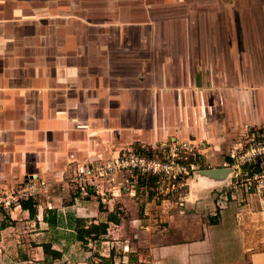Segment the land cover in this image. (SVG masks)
<instances>
[{
  "label": "crops",
  "instance_id": "crops-1",
  "mask_svg": "<svg viewBox=\"0 0 264 264\" xmlns=\"http://www.w3.org/2000/svg\"><path fill=\"white\" fill-rule=\"evenodd\" d=\"M14 1L0 15V189L40 186L34 214L16 205L8 215L26 221L0 224V264H264L263 199L211 193L231 174L199 170L185 197L169 199L143 182L126 189L116 174L104 232L96 197L72 194L68 178L125 148L174 141L192 144L203 168H220L245 135L264 133V0L202 1L230 12L212 13L217 23L196 32L193 19L162 14L192 0H43L31 10V0ZM91 8L103 19L79 12ZM143 191L139 215L127 208L135 224H125L117 204ZM48 212L60 217L46 222ZM114 226L136 229L135 248L126 234L109 239Z\"/></svg>",
  "mask_w": 264,
  "mask_h": 264
},
{
  "label": "built area",
  "instance_id": "built-area-1",
  "mask_svg": "<svg viewBox=\"0 0 264 264\" xmlns=\"http://www.w3.org/2000/svg\"><path fill=\"white\" fill-rule=\"evenodd\" d=\"M230 157L232 160L224 164V167L232 169L231 182L227 184L230 186L220 190V195L222 193L228 200L229 195H260L264 192V133L245 135ZM203 167L200 153L192 144L174 141L165 144L160 151L132 146L110 158L79 166L72 172V181L76 182L77 192L82 195L88 194L90 189L91 195L95 192L103 195L117 188L114 184L116 174L122 175V187L126 189H135L145 178L155 177V190L160 189L164 196L170 192L182 196L191 172ZM39 186L28 181L14 195H9L8 200L0 197V205L7 210L12 204L21 205L20 202L36 196Z\"/></svg>",
  "mask_w": 264,
  "mask_h": 264
},
{
  "label": "rangeland",
  "instance_id": "rangeland-1",
  "mask_svg": "<svg viewBox=\"0 0 264 264\" xmlns=\"http://www.w3.org/2000/svg\"><path fill=\"white\" fill-rule=\"evenodd\" d=\"M162 2L164 1V0H161ZM202 1H205V0H192V2L194 3V5L193 6H189V5H186V3L185 2H182L181 4H177V6L176 7H172V8H168V7H165L166 8V10H165V12L163 11L162 12V14L163 13H166V11H170L169 9H172V15H176V16H178V17H183L184 18V20H187V19H190V20H194V21H196V23H194V31L196 32L197 30L198 31H200V29H201V21H203V22H205V21H208V23L210 24L211 23V25H215V23H217V21H215L216 20V14L215 15H213L212 13H218L219 14V10L221 9L222 10V14H224V13H229L230 12V7H228L227 5H225L224 7H225V11H224V9L222 8V6L221 5H219V4H216V1L214 2V3H209V4H211L210 5V7L208 8L207 7V3H205L204 5H200V2L202 3ZM212 1H214V0H211V2ZM12 2H15L14 0H7V1H5V2H3V3H8V5H4L5 7H3L2 5H0V15H8L9 13H10V11L12 10V7L15 5H11L12 4ZM43 2V0H31V1H29V4H28V7H27V10H31V7H29V5H30V3H32V7H34V8H39L40 6H41V4H43L42 3ZM157 3V0H152V3ZM166 2V1H165ZM164 2V3H165ZM163 3V4H164ZM227 4H229L228 2H227ZM144 5H146V4H144ZM143 5V6H144ZM142 6V7H143ZM146 7V6H145ZM133 8V11L135 10V7H132ZM155 9H153L151 12H152V14H155V15H157V14H159L162 10H158L157 11V7H154ZM119 10V7L118 6H116V7H113V12L112 13H116L117 11ZM79 12L80 13H84V14H88V15H93V17H102V19H103V12H100L99 10H95V8H91V10H87L86 9V11H84V12H82V10H79ZM170 13V12H169ZM221 14V13H220ZM165 15H168V14H165ZM170 15V14H169ZM206 15H208V16H206ZM210 15H211V17H210ZM104 16H106V15H104ZM169 17V16H168ZM213 23V24H212ZM179 24H181V23H179ZM199 24V25H198ZM183 26H185V22H183ZM210 26V25H209ZM211 27V26H210ZM208 28L210 31L212 30V28ZM116 27H111V28H109L108 29V31L110 30V31H117L116 29H115ZM102 29V28H101ZM177 30H179V33H180V26H179V28L177 29ZM185 31L187 30L186 28L184 29ZM109 31V32H110ZM163 42L165 41V40H162ZM158 45L157 46H163V45H165V44H159V42L157 43ZM132 67H134V65H131ZM135 69V68H134ZM132 73H135V70H133V72ZM130 79H127V81H129ZM165 144H163L162 146H156L155 148H153V150H157V151H160L161 150V148L164 146ZM145 147H149V148H151V146H148V145H146ZM213 168H219V167H213ZM204 170L205 169H210L209 167H205V168H203ZM196 172H198V171H196ZM195 172V173H196ZM194 172L192 173L191 172V175L189 176V178L191 177V176H193L194 174H195ZM231 176H232V174H231ZM228 177V181H230V178H232V177ZM68 178H69V183H70V186H71V188H72V191L70 190V192L72 193V192H75V194H76V192H77V184H76V182H74V181H72V178H73V176H72V173H71V175L70 176H68ZM116 179V178H115ZM146 179V184L148 185V186H150L151 188H153L152 190H154L155 189V184H156V178L155 177H149L148 179L147 178H145ZM144 179V180H145ZM143 180V181H144ZM189 180V179H188ZM23 182V181H22ZM19 183V184H17V183H15V184H17V185H10V184H8V185H6V187H4V188H2V189H0V197H2V198H4L5 200L7 199L8 200V197H9V195H11V194H15L16 193V191H17V189L18 188H20V186H23L25 183ZM231 182V181H230ZM230 182H229V184H230ZM19 185V186H18ZM223 186H226V185H223ZM227 186H230V185H227ZM188 186H185V190L183 191V197H185L186 196V194L188 193V188H187ZM222 189H224L223 187H222ZM221 189V190H222ZM117 190H120L119 188L117 189ZM117 190H114V191H112L111 193L112 194H115V192L117 191ZM143 190V189H142ZM157 192V194L155 193H153V195H156L157 197H160L161 196V198H167V199H169V198H173V197H175L176 195H177V193H173L172 192V194H166L165 193V196L162 194V193H160V189H158L157 188V190H156ZM91 189L89 190V192H88V194H86V195H82V194H80V195H82V196H84L83 198L84 199H88V196H90L91 195ZM216 193V194H218L220 191L218 190V189H215L214 191H212L211 193ZM79 193V192H78ZM164 193V192H163ZM73 194V193H72ZM107 195H108V193L107 194H103V195H101L100 193H97V192H95V193H92V196H95L96 198L94 199L95 201H97L96 202V208H100V211H99V214L96 216V222H99L100 223V225L99 226H101V224H103L106 220H107V217H109L108 216V213H105L104 212V204H103V202H106V200L107 199H105V198H107ZM147 194H146V192L145 191H143L142 192V195L140 196V198H137V200H135L134 202H132V203H128L127 204V206H125V205H123L122 203L120 204H117V205H122L123 206V208L125 209V210H128V211H122V213L121 214H123L122 216H121V218H124L123 219V222L126 224V223H128L129 225L130 224H135V222L133 221L134 219H136V215H139V211L142 209L141 207H142V205L144 204L143 202H146V200H147V196H146ZM257 196H259L261 199H263V204H264V192H262V193H260V195H257ZM36 197H39V192L36 194V196L35 197H32L31 199H29V200H26V201H22V202H20V204L23 206L25 203H27V202H29V203H31L32 204V207L34 206V208H35V205H34V203H35V201L34 200H36ZM177 197H180V196H178L177 195ZM104 198V199H103ZM3 200V199H2ZM74 200V199H73ZM105 200V201H104ZM215 200V199H214ZM143 201V202H142ZM79 202H83V200H82V198H81V200L79 201ZM109 202V201H108ZM123 202H125V201H123ZM72 203V201L71 200H69V199H66V200H64V202H63V205H64V207H67V206H69V207H67V209H71L72 211L71 212H74L75 211V205L73 204H71ZM114 202H112V207L113 208H115L114 206H116V204H113ZM142 204V205H141ZM152 204V203H151ZM16 204H12V206H10V208H12V207H14ZM72 205V206H71ZM76 205H77V203H76ZM130 205H132L133 206V208H135L136 209V211L138 210V213L136 214V215H134V217H133V220H132V214L134 213V210H129V209H127V208H132V207H130ZM146 205V204H145ZM71 206V207H70ZM83 206V203H80V206H77L78 208L79 207H82ZM153 206H155V205H153ZM165 207H170L169 205L167 206H165ZM2 208V209H1ZM148 208H151L149 205H148ZM7 209L5 208H3L2 207V205H0V224H3V223H13V222H24V221H26V220H24L23 219V217L21 216H17L16 218H11V215L9 214L8 215V212L11 210V209H8L7 211H6ZM119 211L120 210H118V213H116V218L119 220L120 219V215H119ZM125 212H130V213H128V214H125ZM47 214V215H46ZM45 214V216H46V222L48 221V222H53V221H57V218H59L60 216H57V215H55V214H53V213H46ZM44 216V217H45ZM110 218V217H109ZM205 218H207V216H205ZM63 221H65V222H68L69 221V217L68 216H64L63 217ZM91 223H92V221H90ZM166 221H163V224H167V223H165ZM85 225L86 224H89V221L87 220V218H85L84 219V222H83ZM120 222H118V224H119ZM123 223V224H124ZM93 224V223H92ZM104 224H106V223H104ZM162 223H160V225H161ZM128 225V227L130 228V226ZM126 226V225H125ZM114 229H115V231H114ZM131 231V232H128V231ZM122 232L121 231H116V227L114 226V228H112L111 229V234H109V239L110 240H112V241H115V239H118L120 236H122L123 238L125 237V234H126V237L128 238V239H131V245H133V248H135L134 246H135V241L134 240H136V239H138V237H136L135 235L137 234V232H136V229H128L127 230V232H125L124 233V235H120ZM120 235V236H119ZM142 235V234H141ZM114 237H116V238H114ZM118 253V252H117ZM117 258H118V256H117ZM127 262L128 261H130V259H129V256H127L126 258H124ZM118 261H119V259H117ZM75 261H71L69 264H76L77 262H75ZM128 264H134L133 262H128Z\"/></svg>",
  "mask_w": 264,
  "mask_h": 264
},
{
  "label": "water",
  "instance_id": "water-1",
  "mask_svg": "<svg viewBox=\"0 0 264 264\" xmlns=\"http://www.w3.org/2000/svg\"><path fill=\"white\" fill-rule=\"evenodd\" d=\"M202 174L210 176H222L228 177L232 173V169L226 167L213 168L201 171Z\"/></svg>",
  "mask_w": 264,
  "mask_h": 264
},
{
  "label": "trees",
  "instance_id": "trees-1",
  "mask_svg": "<svg viewBox=\"0 0 264 264\" xmlns=\"http://www.w3.org/2000/svg\"><path fill=\"white\" fill-rule=\"evenodd\" d=\"M147 179H148V178H147ZM142 182H143V185H147V184H146V179H145L144 181H142ZM23 207L28 208V209L31 211V214H34V209H33L31 203L27 202V203H25V204L23 205ZM101 227H102V232L106 231V227H107L106 224H104V223L101 224ZM99 231H100V230H99L98 228L95 227L93 230L89 231V233L91 234V233H93V232H96L97 234H99V233H100Z\"/></svg>",
  "mask_w": 264,
  "mask_h": 264
},
{
  "label": "bare ground",
  "instance_id": "bare-ground-1",
  "mask_svg": "<svg viewBox=\"0 0 264 264\" xmlns=\"http://www.w3.org/2000/svg\"><path fill=\"white\" fill-rule=\"evenodd\" d=\"M197 193V192H196Z\"/></svg>",
  "mask_w": 264,
  "mask_h": 264
}]
</instances>
